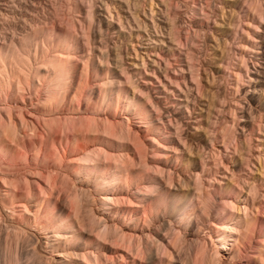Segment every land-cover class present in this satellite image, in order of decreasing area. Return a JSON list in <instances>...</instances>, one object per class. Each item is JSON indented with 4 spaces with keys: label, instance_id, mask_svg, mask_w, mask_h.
<instances>
[{
    "label": "bare ground",
    "instance_id": "obj_1",
    "mask_svg": "<svg viewBox=\"0 0 264 264\" xmlns=\"http://www.w3.org/2000/svg\"><path fill=\"white\" fill-rule=\"evenodd\" d=\"M5 1L8 12L3 14L6 17L4 24L12 27L10 28L12 31L9 30L11 33L6 31L3 39L0 40V99L4 92L7 97H11V94L16 93L17 95V93L29 90L31 94L39 96L40 103H43L51 114L64 103L70 92H74L76 98L85 93L82 97L86 100L87 106L83 109L84 115L75 120L52 119L48 122V130L52 133L55 132L51 130L52 127L56 129V125L61 124L62 128L61 126L59 128L60 131L62 130L64 141L66 139L76 145L80 141L85 142L84 146L79 149L73 148L67 151L64 148V156L60 155L57 150L58 161L74 154V157L68 160L69 163H73L72 165L59 167V170H64L63 172L55 170L53 174H49V184L37 192L29 186L23 192L20 189L15 190L16 188L9 182L6 180L3 182L5 189H1L0 194V264H24V262L43 264L42 255L38 247H35L34 238L36 236L29 233L30 230L46 235L44 236L47 240L46 247L44 243L39 242L41 249L46 250L45 252L49 255L44 258L46 260H43L48 263L44 262V264L52 261L56 262L55 264H103L104 261L117 262L116 259L121 261L117 264H138V260L145 262L152 256V250L145 240L151 237V228L158 225L159 218H161L159 213L170 210L166 190L162 192L164 188L162 185H173V178L170 168L151 167L147 163L145 143L137 134L142 129L136 131L132 125H139V128H145V133L152 134L149 135V140H151L153 149L161 145L160 140L166 143L169 151L176 149L178 142L185 143V140L181 136L180 120L169 116L168 122H165L159 115V107L151 102L150 95L138 85L135 77H139L144 84L148 83V79L144 78L145 75L149 76L146 59L159 55L158 45L170 44L168 45L169 51L174 48L172 45H176L180 53L182 47L186 46L174 31L176 25L173 23L172 7L168 0H149L146 4L149 12H146V7H142V14L149 17L150 22L148 23L140 18V14L133 11V4L138 0L123 2L122 9L125 10V15L118 11L117 6L112 4L113 7L107 4L104 6L105 13L108 14L106 20H109L110 24L116 21L117 28L115 29H119L120 33L128 34L133 52L127 48V57L133 59L130 65L133 72L121 67L122 71L114 73L111 70L109 52L104 51L107 48H104V42V44L101 42L104 49L100 46L99 50L101 56L96 57L100 63L105 64L106 68L100 72L91 60L90 45L92 43L89 38L91 37L89 29L93 24L92 7L88 8L84 21L78 18L76 20L83 24L82 38L78 36V33L70 34L69 32L68 35L59 37L54 45L48 46V42L43 38L46 39L47 34L53 37L55 32L52 29H46L41 24L43 19L41 20L38 8L45 6L37 0ZM72 9L74 15H76L74 12H80L78 4ZM113 11L117 13L116 16L112 13ZM200 13L208 17L204 9H200ZM263 13V11L259 13L262 20L264 19ZM158 16L163 19H158ZM72 25L75 29L76 22H72ZM135 27L138 30L144 28L151 34L155 33L156 37L147 33L151 36L142 41L144 37L141 34L135 36L132 33ZM195 32L197 36L198 30ZM134 36L139 42L135 45L132 42ZM152 44L156 45L152 46ZM188 47H186L185 61L177 60V63L185 62V67L178 68L182 74L186 69L190 71L191 80L195 82V86L188 83L184 74L182 79H173L164 71L168 85L175 87V90L168 89L155 70L151 73L161 87L164 101L169 99V94L173 97L177 96L175 92L179 90L177 102L171 103L170 106L175 107V110L184 108L190 113V104L193 100L189 97L190 91L195 87L200 93L201 85L197 68L192 64L194 52L191 49L193 48ZM51 50L52 54L48 57L47 53ZM172 51V56L175 57L173 59L179 58L178 54ZM79 53L85 56L86 78L99 82L96 90L95 88L88 89L89 91L85 92L86 80L82 82L81 79L76 84L74 61ZM117 57L121 59V62L124 61L121 53L117 54ZM156 62L153 60L152 64L155 65ZM157 65L161 71V66ZM248 71L247 67L246 73ZM175 72L176 69H174ZM181 81L186 89L181 86ZM41 92H45V97H41ZM10 111L5 112L6 117L0 114V140L2 141H5L3 139L6 137L19 135ZM259 130L264 131V123L260 124ZM52 133L49 134L51 138H53ZM173 136H176V139ZM39 139L38 143L31 141L35 149L43 148L40 145L45 144L44 137L42 138L44 141ZM24 140L26 142V139ZM24 140L19 138V145L27 149ZM258 140L260 147L263 148L264 132ZM139 167H141L140 171H138ZM194 176L197 193H190L187 200L185 196L176 197L172 207L177 214L174 218L178 217V223H185V229L191 224L189 220L192 216L200 217L198 205L191 203L190 200L200 199V178L202 177L198 172ZM75 181H79L78 183L82 186L77 187ZM256 190L254 185H250L246 194L238 193L229 203L231 212L227 213L225 209H222L224 217L221 219V224H213L218 233L217 242L211 241L213 254L205 261L195 257L193 264H222L225 251L238 246L241 238L243 239L246 236L245 233L249 231L251 224L249 205L254 201V196L251 195L256 194L254 193ZM6 214L11 220L10 224H5L6 221L3 220ZM27 228L30 230H26ZM182 238L184 239L181 237L180 240ZM109 246L114 248L119 246L117 249L122 246L126 254L118 250L113 254H108ZM180 258L184 262L183 256Z\"/></svg>",
    "mask_w": 264,
    "mask_h": 264
},
{
    "label": "rangeland",
    "instance_id": "obj_2",
    "mask_svg": "<svg viewBox=\"0 0 264 264\" xmlns=\"http://www.w3.org/2000/svg\"><path fill=\"white\" fill-rule=\"evenodd\" d=\"M37 1L45 6L38 8L41 20L43 19L42 26L55 32L53 37L51 34H47V38H43L44 41L48 42V46L54 45L59 37H64L69 32L70 34L78 33V36L80 35L82 38L83 24L76 20L78 18V20L84 21L89 7H92L93 24L92 29H89L91 30L89 32L91 37L89 38H91L92 43L90 45L92 62L99 68L100 72L106 68L105 64L100 63L96 57L101 56L100 46L103 48L105 43L104 48H107L103 49L105 53L109 52L111 70L117 73L126 68V71L133 72L130 67L133 59L127 57V48L132 52L128 34L120 33L119 29H115L117 22L110 24L109 20H106L108 14L104 10L106 4L109 6L112 4L117 6L121 14L125 15V10L122 9L125 0ZM75 1L81 12H74L76 15L73 14L74 10L72 9L76 5ZM147 2L149 0L136 1L133 4V11L140 14V18L149 23V17L142 14V9L147 8ZM168 2L173 10V23L176 25L174 31L179 38L181 37V41L186 46L182 47L180 53L177 46L172 45L174 48L171 51L176 52L179 56L175 60L171 51L168 50L170 44L158 45L157 52L159 55H153L146 59L149 76L145 75L144 78L148 79V83L144 84L139 77H135V81L148 92L151 102L159 107V115L165 122H168L169 116L180 120L181 136L185 143L178 142V145L176 144L177 150L169 151L166 143L160 140L161 145L156 146L159 148L153 149L151 148V140H149L152 134L145 133V128H139V125H132L136 131L142 129L137 134L145 143L147 163L151 167L170 168L173 178V185H162L164 187H162V192L166 190L170 210L159 213L161 218H159L158 225L151 228V237L145 238V243L149 244L153 257H147L145 262L138 260V264H193L195 257L202 261L208 259L214 251L212 242L215 241L216 243L218 236L217 229L213 224H221V219L224 217L223 212H221L222 209H225L227 213L231 212L229 203L234 200L238 193L246 194L250 185H254L257 190L254 192L256 194L251 195L254 196V201L249 205L251 221L249 231L245 233L246 236L243 239L241 238L238 246L225 251L222 264H264V147H260L258 140L264 132L259 130L260 124L264 123V19H260L259 16L261 11L264 12V0H168ZM6 3L5 0H0V40L3 39L6 31H12L10 29L12 27L4 24L6 23L4 15L8 12ZM112 5L111 7H113ZM200 9H204L208 13V17L200 13ZM145 10L149 12L148 8ZM112 13L114 16L117 14L114 11ZM159 18L163 19L158 16ZM72 22H76L75 29ZM133 25L135 26V24ZM133 30L132 33L135 36L141 34L144 37L142 41L148 39L152 34L156 37L155 33L151 34L144 28L138 30L135 27ZM194 30H198L197 36ZM135 36L132 37L134 45L139 43ZM187 44H190L189 47ZM155 45L152 44V46ZM186 47L193 48L191 49L194 52L192 64L197 68L198 80L201 85L200 93L195 87L190 91L189 97L191 100L193 99L190 104V113L184 108L175 110V107L170 106L171 103L177 102L179 90L175 92L177 96L173 97L169 94V99L164 101L161 87L151 73L152 70H155L160 79L166 83L168 89L175 90V87L168 85L164 71L173 79H182L184 74L188 83L195 86V82L193 83L191 80L190 71L186 69L182 74L178 68L185 67V62L178 64L177 60L185 61ZM119 53L124 56V63L117 57ZM47 54L48 57L51 56L52 50ZM82 55L83 53H79L78 58L74 61L76 84L81 79L82 82L86 80L85 84L88 86L85 85L84 91L94 88L96 90L99 82L86 78L84 72L85 56ZM153 60H156V63L161 66L162 72L159 71L156 63L155 65L152 64ZM121 67L123 68L121 69ZM247 67L248 73H246ZM174 69H176L175 73ZM239 73L241 75H238ZM180 83L186 89L183 82ZM83 94L82 96H84ZM74 95V92H70L65 98L66 102L64 101L57 110L50 114L43 103H40L39 96L31 94L29 90L17 93V95L16 93L11 94V97H7L6 93H3L0 99V114L4 116L5 112L11 110L10 113L15 120L19 135L6 137L3 139L5 141L0 140V194L1 189H5L3 184L5 180L14 186L15 190L20 189L23 192L29 186L35 190L34 192H37L40 188L47 187L50 179L49 174H53L55 170L63 172L64 170H59V167H69L73 164L69 161L70 158L74 157V154L67 158L64 157L62 161H58L59 156L58 158L56 156L59 154L64 156V148L67 151L73 148L79 149L84 146L85 142L80 141L76 145L66 139L64 141L62 130L60 131L59 128L61 124L58 123L56 129L52 127L51 130L56 132L52 133L48 130V122L52 119L57 121L75 120L84 115L83 109L87 106L86 100L82 96L76 98ZM41 97H45V92H41ZM50 132L53 134V138L49 137ZM43 137L45 144L40 145L43 148L35 149L31 141L39 142V138L42 139ZM19 138L24 140L27 149L19 145ZM174 138L176 139V136ZM57 150H59V154H57ZM139 168L138 171L141 170V167ZM260 168L261 170H259ZM196 172L202 177L200 178L201 197H199L200 199L193 198L190 202L198 205L200 217L192 216L189 220L191 224L185 229V223L182 225L178 223V217L174 218L176 212L172 210V207L176 197L185 196L187 200L190 193H197L194 176ZM78 182L75 181V185L81 187L82 184ZM3 220L6 221L5 224H10L11 220L7 214ZM8 220L9 222H7ZM26 230L29 231L30 229L27 228ZM29 233L36 236V238L33 237L35 247H38L37 249L43 258L41 262L44 264L46 262H43L46 260L44 258L49 255L45 252L46 250L41 249L39 242L44 243V247H46L47 240L44 237L46 235L31 230ZM181 237L184 239L180 240ZM111 247L109 246L108 254H113L116 250L126 254L122 246L118 249L119 246L116 248L114 246L113 249ZM182 256L184 262L180 258ZM116 260L121 263L119 259ZM117 262L108 263V261H104L103 264H117ZM55 263L52 261L49 264Z\"/></svg>",
    "mask_w": 264,
    "mask_h": 264
}]
</instances>
